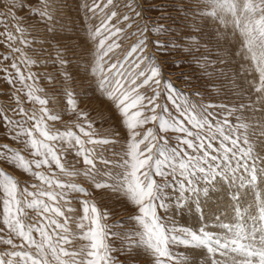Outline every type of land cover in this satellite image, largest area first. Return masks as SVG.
Here are the masks:
<instances>
[{
	"label": "snow or ice",
	"instance_id": "6c2138e0",
	"mask_svg": "<svg viewBox=\"0 0 264 264\" xmlns=\"http://www.w3.org/2000/svg\"><path fill=\"white\" fill-rule=\"evenodd\" d=\"M109 6H114V0H106L103 6L93 0L92 6L87 8L93 15L104 13L100 24L90 30L96 42L91 71L98 77L97 86L110 102V110L119 116L127 133L123 171L112 177L111 183L100 175L95 161L100 159L108 163L103 160L102 151L118 141L99 137L93 122L89 121L87 126L76 124L79 134L71 128L60 131L49 126L48 121H62L61 114L50 109L49 100L37 94L43 91L34 87L38 77L30 72L25 75L13 57L10 67L15 69V75L7 68L0 69L5 82L14 89L4 93L9 103L0 105V128L7 125L6 131L14 139L23 138L34 158L26 159L7 144L3 145L5 151H0V157L23 169L39 184L31 183L34 190L30 191L0 169V245L4 246L0 249V264H119L112 255L117 249L111 246L109 237L120 239V251L134 252L144 264H199V259H205V264H264V202L257 215H253L255 209L246 212L242 205L234 206V222L218 221L224 230L222 234L205 227L198 230L169 227L158 214L159 209L168 206L164 196L169 177L180 179L182 193L191 191L198 195L196 184L200 179L213 181L218 176H237L240 172L242 176L237 178L241 183L246 180L251 185L258 176L264 175V168L256 164L259 151L264 150V141L257 147L260 138H264V123L258 121L255 127L246 122L243 115L236 116L235 124L227 118L239 110L252 109L256 104L264 105V0H208L207 4L208 15L217 17L222 23H227L225 17L230 16L233 29L238 30L244 59L249 60L258 73L257 80L248 82L250 92L256 94L255 100L231 109L225 104L197 105L187 100L181 105L171 94L173 86L169 82L165 85L168 99L177 104L178 117L167 115L165 106L157 102L162 95L160 68L145 65L146 55H150L145 53L148 25L140 30L141 38L121 56L117 52L121 49L117 38L123 34V28L111 23L113 17L117 20L120 17L114 10L105 13ZM127 6L131 9L132 4ZM48 7V0H45L44 10L35 9L34 12L42 19L52 20L54 17ZM135 15L140 17L141 13ZM122 19L129 21L130 17L123 14ZM152 30L162 33L168 29L154 26ZM0 35L6 36L10 47L11 41L17 39L12 32ZM154 43L159 45L161 41ZM12 51L20 52V48ZM134 55L135 59L130 60ZM59 62L61 65L68 63L64 59ZM64 75L69 78L67 73ZM16 83L21 84L20 89H15ZM233 87H236L234 81ZM66 95L67 105L77 119H87V113L77 109L73 93L67 91ZM26 102L40 107L30 112L24 106ZM217 107L227 111L223 120L212 119L213 112L209 109ZM5 109H10L13 116L7 115ZM100 115L103 122L112 119L111 115L105 117L103 112ZM149 123L155 126L141 134L138 129ZM169 132L177 134L175 146L169 143ZM216 141L218 144H214ZM72 153L82 158L83 169L66 166V157ZM53 165L69 180L59 179L55 172L46 175L40 170L42 167L52 169ZM79 175L91 181L96 189L124 193L136 206V214L129 219L135 221L139 229L123 234L110 231L111 226L101 223L107 211L102 212L87 199L80 202L83 214L73 215L76 209L70 206V194L88 192L87 188L71 181L70 178ZM106 175L112 176L111 173ZM204 194H208L207 188ZM26 209L35 210L39 219L26 223ZM249 219L253 222L251 228L248 227ZM77 239L87 243L74 248ZM178 246H184V251L176 252L174 249ZM218 255L221 258H217Z\"/></svg>",
	"mask_w": 264,
	"mask_h": 264
},
{
	"label": "rangeland",
	"instance_id": "374dc122",
	"mask_svg": "<svg viewBox=\"0 0 264 264\" xmlns=\"http://www.w3.org/2000/svg\"><path fill=\"white\" fill-rule=\"evenodd\" d=\"M101 6L106 0H96ZM93 0H48L47 10L52 13L53 19H42L35 14V9L44 10L45 0H0V33L12 32L17 39L11 41V47L5 35H0V69L7 68L15 75V69L10 65L13 57L27 75L29 72L38 77L34 87L42 88L37 93L42 98L49 100L48 107L54 112L61 114L62 121H48L51 128L65 131L71 128L78 134L76 124L87 126L89 121L93 122V129L99 137L115 139L118 143L105 146L102 151L103 160L95 161L100 175L105 181L111 183L112 177L120 174L123 169L121 165L125 158L127 146V133L121 126L119 116L110 110V102L98 88V77L91 71L94 66L95 43L90 35L101 22L104 13L93 15L87 10L91 7ZM131 3V9L128 4ZM208 0H114V6L105 9V13L116 11L111 23L123 28V34L118 37L121 49L117 52L123 56L129 47L141 38L140 30L148 25L149 31L145 33L148 37L145 49L146 66H158L160 68V91L161 97L157 101L165 106L167 115L177 116L179 110L177 104L168 99L169 91L165 85L171 83L172 95L178 104L183 105L187 100L197 105H228V108L238 107L240 103L250 104L255 100L256 94L250 92L249 81L258 79V73L253 70L249 60L244 59L242 38L238 30H234L231 17L226 16L227 23H222L217 17L208 15ZM23 5V7H21ZM136 12L141 16L137 17ZM130 17L124 21L122 15ZM131 24V27L128 25ZM154 26H163L168 29L159 33L153 31ZM23 29L22 32L17 29ZM50 29V30H49ZM161 41L157 45L155 41ZM24 41H27L25 43ZM20 48V52H13V48ZM11 54V55H10ZM5 56L9 58L3 59ZM68 63L61 65L60 60ZM135 59V55L130 60ZM28 60L35 63H27ZM203 65V66H202ZM247 70V71H245ZM65 73L69 78L65 77ZM4 72L0 71V105L9 103V98L4 95L13 91L12 85L4 80ZM51 77V79H49ZM233 81L236 87H233ZM28 83H33L28 81ZM21 84L16 83L15 89H20ZM26 91V90H25ZM71 91L77 102V109L87 113V119L80 118L71 111L67 105L66 92ZM24 99V93H19ZM151 94V90H148ZM25 108L30 112L38 104L26 102ZM7 115L13 116L10 109H5ZM213 112L212 119L223 120L227 116L225 109L219 107L209 109ZM105 117L111 115L112 119L103 122L101 113ZM159 112V110H158ZM243 115L245 121L258 127L257 122L264 123V105L256 104L252 109H242L233 116L227 117L233 124L237 123L236 116ZM16 118V117H13ZM149 123L138 131L141 134L148 127H154ZM8 126L0 128V151H5L3 145L19 151L26 159H33L31 149L20 140L14 139L13 135L6 131ZM119 133V135H116ZM175 133H167L169 143L175 146L177 141ZM260 138L257 142L259 148ZM218 144V141L214 142ZM259 159L256 164L264 168V150L259 151ZM62 162H65L62 160ZM66 166L84 168L82 158H77L74 153L66 157ZM0 169L14 176L21 182L22 187H29L31 183L39 184L30 174L23 169L0 157ZM46 175L56 173L59 179L68 181L53 165L52 169L42 167L40 169ZM111 173L112 176L106 175ZM237 176H242L238 172ZM237 176H218L213 181L200 179L196 184L198 195L191 191L182 193L180 179L168 178V188L165 191L164 200L166 209H159L163 222L169 227H188L198 230L205 227L223 233L220 223H231L236 220L234 206H243L242 210L258 214L259 207L264 202V175L258 176L255 183L249 185L245 180L243 184ZM72 182L82 185L88 189L85 193H71V207L76 209L73 215H82V200H89L108 215L101 223L111 226L110 231L117 233L130 232L139 229V225L129 217L136 214V206L124 195V193L113 192L111 189H96L91 181L83 175L70 178ZM158 180L160 178H157ZM208 194H204V189ZM29 199H31L29 197ZM28 219L26 223H33L39 219L35 210L26 209ZM253 222L248 220V227ZM75 229V225H72ZM257 230L259 224L256 225ZM87 243L82 239L74 241V248ZM109 243L114 249L113 256L119 264H144V260L134 252L120 251L122 242L115 237H109ZM4 246L0 245V249ZM176 252L184 251V246L174 249ZM219 257V255L217 256ZM199 264H205V259H199Z\"/></svg>",
	"mask_w": 264,
	"mask_h": 264
}]
</instances>
